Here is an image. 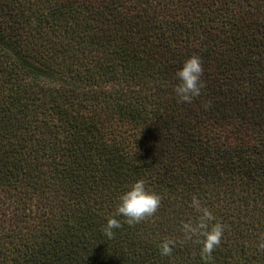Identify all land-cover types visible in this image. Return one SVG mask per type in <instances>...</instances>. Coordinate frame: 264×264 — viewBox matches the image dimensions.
Listing matches in <instances>:
<instances>
[{"label":"trees","instance_id":"1","mask_svg":"<svg viewBox=\"0 0 264 264\" xmlns=\"http://www.w3.org/2000/svg\"><path fill=\"white\" fill-rule=\"evenodd\" d=\"M137 179L160 207L108 239ZM0 264H264V0H0Z\"/></svg>","mask_w":264,"mask_h":264},{"label":"clouds","instance_id":"2","mask_svg":"<svg viewBox=\"0 0 264 264\" xmlns=\"http://www.w3.org/2000/svg\"><path fill=\"white\" fill-rule=\"evenodd\" d=\"M203 66L199 56H191L183 62L181 68L176 73L178 83L174 86V93L178 102L190 104L195 98L201 95V89L205 87L201 79ZM161 197L146 188L143 179L132 182L128 188L119 196V202L115 209V214L107 218L102 227L104 236L111 239L114 229H119L122 224L117 217H122L123 222L129 226L140 223L142 220L152 217L160 207ZM191 206L202 213L198 218V223L194 226L191 222L182 225L185 235L195 234L197 229H201L203 239L201 241V258L209 261L214 249L220 246L224 233V226L221 223H214L209 228L207 222L214 219L213 214L200 205L199 200L193 197ZM175 241L165 239L159 244L161 256H171Z\"/></svg>","mask_w":264,"mask_h":264}]
</instances>
